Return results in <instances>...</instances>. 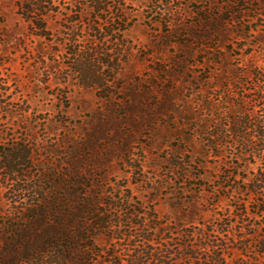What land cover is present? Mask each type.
<instances>
[{
  "label": "rangeland",
  "instance_id": "obj_1",
  "mask_svg": "<svg viewBox=\"0 0 264 264\" xmlns=\"http://www.w3.org/2000/svg\"><path fill=\"white\" fill-rule=\"evenodd\" d=\"M31 1L0 0V148L33 155L16 181L0 171V258L34 219L41 235L66 231L88 205L77 229L103 213L121 223L88 225L86 264L113 252L130 264V240L147 236L140 213L230 218L228 264H264L257 238L240 241L264 235V193L252 192L264 177V78L252 76L264 68V0H100L104 20L93 0H41L47 38L21 10ZM239 108L252 129L233 133Z\"/></svg>",
  "mask_w": 264,
  "mask_h": 264
},
{
  "label": "trees",
  "instance_id": "obj_2",
  "mask_svg": "<svg viewBox=\"0 0 264 264\" xmlns=\"http://www.w3.org/2000/svg\"><path fill=\"white\" fill-rule=\"evenodd\" d=\"M92 5L91 7L94 13L99 15V19L104 20L102 18V15L105 13L103 3L100 0H93ZM21 10H26L28 12L29 16L27 19L35 26L40 37L47 38L50 36L46 18L51 12L44 13L42 11L41 0H32L30 6L26 9L24 5H22ZM111 33L109 36L113 37ZM101 65L107 67L106 69L109 71L118 70L120 66H116L114 62L110 61H103ZM82 67L83 66L80 67L79 72L83 75L85 74L84 81L86 82L89 80L88 74L91 72L90 70L92 67L89 65L87 70H83ZM260 69L261 70L252 71V76L264 78V68ZM257 98L264 109V90L259 91ZM242 110L243 108H239L238 112L240 118L236 117L232 124L233 133H236L240 128L252 129V127L248 126L252 124V121L250 118L248 119L246 116H242ZM187 120L191 121L190 119ZM254 127L258 132L259 126L254 125ZM259 129L262 131L259 137L262 138L261 141L264 143V130L262 128ZM219 130L220 129L217 128V131ZM243 139L247 140L246 137H243ZM212 143L214 144V142ZM32 158L33 155L30 148L23 144L13 146L11 149L0 148V171L7 172L9 180L16 181V179H20L21 177V170L28 167ZM173 165H175L176 168L180 166L179 163H174ZM257 182L252 192L257 195L260 193L263 194L264 191L261 192L260 190H264V177L260 175V178H257ZM19 191L34 192L37 195L36 197L39 198L35 188H31V190L25 188ZM39 202L41 204H49L43 197H41ZM260 207L261 204H259V208ZM42 213H44L43 209ZM261 213L263 214V212ZM88 214V205L87 212L86 208L77 209L75 214L69 217L72 221L66 226V231H61L55 227H47L45 235L40 234L42 229L41 221L39 222L34 219V232L27 231L23 233V236H18L20 240L16 241L15 246H9L4 250L5 254L0 258V264H35L36 259L34 258V253H46L50 250L53 252L54 257L53 260H50L51 264H86V256L89 254L88 251L95 249L91 246H84L89 243L90 239L86 237L88 225H111L112 221L113 223L114 221L115 223H121L120 218L113 220L108 217L107 214L103 213L104 220L101 222L98 220L90 221L88 218V222L83 224L84 226H81L80 229H77V224L80 222V219L84 216H89ZM138 216L141 217V222L136 224V226L148 227V230H146L147 236H141L139 234L136 238L130 240L131 242H129L128 245V247L131 248L130 251H128L130 253L128 257L131 259L129 261L130 264H183L186 262H190V264H228L227 256L231 254L230 251L233 249L227 243L229 239L228 231L232 223L230 218L224 216L223 218L215 217L208 223L199 222V224L196 225L193 221L182 223L181 220H179V222H175L174 224L172 221H162L156 213H153L152 216L149 214L148 216H150V218H147L143 213H140ZM64 222H66V220H64ZM173 225L175 226L173 227ZM180 230L183 231V234H181ZM251 235L252 236H243L240 238V241L242 242L244 241L242 239H245L247 243L250 238H257L255 244L258 249V254L264 256V235ZM222 236L227 237V239L223 240ZM21 238L24 239L25 242L21 243ZM136 239L140 240L136 242ZM194 242L196 244H194ZM238 249L245 252L248 247ZM115 255L116 252L110 255L108 254L107 258L110 260L106 263L113 264L117 261V259L114 258ZM118 264H122L121 258H119Z\"/></svg>",
  "mask_w": 264,
  "mask_h": 264
}]
</instances>
